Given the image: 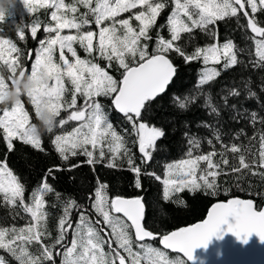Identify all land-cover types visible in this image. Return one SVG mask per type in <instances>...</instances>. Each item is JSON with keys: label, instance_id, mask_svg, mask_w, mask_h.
Instances as JSON below:
<instances>
[{"label": "snow or ice", "instance_id": "obj_1", "mask_svg": "<svg viewBox=\"0 0 264 264\" xmlns=\"http://www.w3.org/2000/svg\"><path fill=\"white\" fill-rule=\"evenodd\" d=\"M22 2L29 16L37 9H54L50 13L53 23L43 28L46 38L39 41L38 49L28 50L26 54V58L32 61L30 71L23 64L24 50L12 39L0 35V69L6 68L9 73L7 79L0 74V98L16 83L17 77L23 78L26 73L38 82L34 88L22 93L15 104L0 102L3 106L0 108V134L7 151L15 150L16 141L47 154L42 135L36 133L39 118L47 109L56 116V124L46 133L61 130L50 143L62 161L68 162L82 155L94 169L107 158V167L133 173L136 189L143 190L142 175L151 176L161 183L162 193L156 199L109 196V185L97 177L94 190L86 197L91 201L89 212L75 198L61 199L62 194L48 182L49 177L56 179V172L80 167V164H74L66 169L60 166L49 168L26 200V185L9 167L5 155L0 161V207L7 208L13 220L27 219L19 227L15 224L0 226V250H5L17 264H57V260L59 264H188L195 259L196 248L206 247L213 236H222L224 231L234 233L244 242L253 233L264 241V206L258 207L252 199L232 198L217 202L202 222L160 236L165 250L179 252L185 259H170L166 251L148 243L157 239L159 233L146 228L149 219L167 213L170 203L186 205L178 194L187 191L192 195L203 192L216 196L221 191V175L237 174L233 178L238 187L242 179L239 174L245 170L248 175L264 179V171H253L256 167L264 168V135L260 136L259 164L255 159L246 162L241 154L238 166L222 168V165L229 166V160L224 158L223 151L215 150L213 139L206 141L213 146L212 151L194 154L200 150L202 141L186 130L183 133L186 138L184 158L166 162L163 177L155 171H142L141 167V164L153 163L154 154L161 150L158 142L162 144L167 137L163 126L150 121L151 114L178 76L173 56L183 59L185 64L202 63L193 89L170 96V103L177 111H188L202 100L209 115L218 120L222 111L228 109L230 119L235 123L247 120L251 124H264V116L244 107V102L255 100L264 109L259 95L264 94V76L256 85L258 91L253 90L250 78H241L239 86L231 87L224 95L217 93L221 104L214 101L210 91L217 79L230 70L251 68L255 72H264V26H260L256 17L258 12H264V0H172V11L166 24L157 29L151 50L149 42L153 37L150 31L156 27L158 17L167 7L165 0ZM77 5H82L86 11L79 13ZM12 8L0 13V24L12 20L13 26L18 28V39L25 41V28H29L35 39L41 28L40 21L16 25L15 19H9ZM135 9L140 10L133 12ZM125 13L131 15L121 18ZM241 17L246 25L241 24ZM133 19L138 22L136 26ZM230 20L235 21L242 33L243 46L233 38H226L221 43L219 23ZM93 24L98 31L86 30ZM165 27L169 34L167 38L160 34ZM65 30H69V34H62ZM197 30L211 43L195 46L189 53L185 49L196 40ZM249 31L251 36L247 35ZM249 40L252 47H248ZM77 46L85 53L84 58L78 54ZM98 60H103L105 66L102 67ZM210 63L219 65V69L209 67ZM113 67L119 71V78L111 74ZM41 80L46 82L40 83ZM23 98H27L38 123L32 122ZM101 99L110 101V110H105ZM62 112L65 115L61 118ZM112 112L119 115L130 130L122 128L118 131L111 121ZM72 123L75 124L72 130L64 132L65 126ZM184 126L187 129L186 123ZM200 126L212 127L206 122ZM213 135L225 149L241 152L235 144H224L219 128ZM237 135H243V129ZM129 142L138 148L141 164L136 163ZM217 156L221 159L214 161ZM202 163L206 165L203 169ZM224 191L226 193L227 189ZM46 194L54 196L61 205L54 239L48 229L47 209L57 205H49ZM73 211L77 213L75 221ZM230 217L235 218V223H229ZM224 225H227L226 229ZM46 240L51 242L46 243ZM0 264H7L3 257H0Z\"/></svg>", "mask_w": 264, "mask_h": 264}, {"label": "trees", "instance_id": "obj_2", "mask_svg": "<svg viewBox=\"0 0 264 264\" xmlns=\"http://www.w3.org/2000/svg\"><path fill=\"white\" fill-rule=\"evenodd\" d=\"M74 0H65V3H73ZM167 7L162 10L160 16L157 19V25L150 31V35L153 37V41L149 42V48L153 47L154 40L157 35V29L160 25H165L170 12L172 11V0H165ZM16 7L12 8L10 11L12 15L9 19H15V24L23 26L25 24L31 25L34 21L39 20L41 23V28L38 30L37 37L33 39L30 35L29 28H25V41L18 39L17 33L18 28L13 26L12 20H6L3 24H0V28L3 29L0 35L5 38L12 39L18 47L22 48L26 54L29 49H38L39 41L45 39L46 35L43 28L50 23V11L52 9H37V12L32 16H29L26 9L23 6L22 0H17ZM79 13H83L86 9L79 5ZM134 11H138L135 9ZM78 13V15H79ZM130 13L123 14L122 16L128 15ZM257 20L260 21V26H264V12H258L256 14ZM91 19V17H89ZM241 24L246 25V21L243 17L240 18ZM136 23L134 26H136ZM93 31H98L96 25H91ZM86 30H91L90 28ZM160 34L168 37L167 27L160 30ZM196 40L190 43L185 49L187 52H191L195 46H205L211 41L203 33H195ZM248 36L252 34L247 32ZM219 38L221 43L224 42L226 38H233L238 45L243 46L245 41L242 39V33L237 29V25L234 20H230L227 23H219ZM248 47H252V41H247ZM28 49V50H27ZM27 50V52H26ZM33 50V49H32ZM78 54L84 58L85 53L82 49L77 46ZM80 52V53H79ZM67 53V52H66ZM65 53V54H66ZM69 56L70 54H66ZM174 63L178 66V76L174 78L175 83L168 90V94L164 95L160 104L157 105L156 110L151 114L152 124L156 126H163L166 129L167 137L161 142H158L161 150L154 154V161L150 165H142L140 154L138 148L133 146L129 142V147L132 149L135 160L137 164H141L142 171L151 170L155 171L158 175L163 177L164 168L163 165L166 162H176L184 158V152L186 151L185 143L186 138L183 133L187 130L191 134H195L201 139V147L198 152L194 154L208 153L213 150V146L208 145L206 141L208 139H213L215 150L217 152L223 151L225 153L224 158L229 160V166H223L222 168H231L232 166H238L239 156L243 154L245 156L246 162H251L255 159L256 163L259 164L261 140L260 136L264 135V124L256 123L251 124L247 120H241L240 123H235L230 119L231 112L228 109L222 111V117L218 118L209 115L208 110L202 106V100L198 101L197 105L191 106L188 111H177L170 103V96L180 94L181 92H186L189 89H193L197 82L198 73L202 70L201 62H192L185 64L183 59L173 56ZM58 60V52H57ZM101 66H105L103 60H98ZM32 61L23 60V64L30 71ZM111 74L119 78V71L113 67L110 70ZM0 74H3L7 79L9 73L6 68L0 69ZM264 76V72H255L251 68H236L230 70L229 72L223 73L221 77L217 79L215 85L211 87L210 91L213 96L214 101L217 104H221L220 98L217 93L224 95L227 90L233 86H239L241 78L249 79L253 85V90L258 91L256 85L260 82V77ZM223 90V91H222ZM207 92V89H206ZM261 104H264V94H259ZM25 99V107L32 116V122L36 123L38 120L35 116L34 110L30 103ZM78 97V106H79ZM231 102V101H230ZM101 103L105 106V110L111 109V103L107 99H101ZM239 103V102H237ZM3 106H0L2 108ZM244 107L258 112L260 116H264V109L255 100H250L244 102ZM61 113V117H63ZM60 118H58L59 120ZM111 121L117 130L120 131L122 128H129L130 126L122 120V118L115 112L111 113ZM208 123L212 125L211 128H205L200 126L202 123ZM185 123L188 125L185 128ZM73 124H68L65 126L64 132L69 131V128ZM219 128L220 135L223 138L224 144L232 145L235 144L241 149V152L233 153L230 149H225L220 142L214 139V131ZM243 129V135H237L240 130ZM61 130H54L53 134L43 133L42 137L51 138L58 134ZM2 137V135H1ZM15 150L13 152H8L5 143L0 140V161L4 160L5 155H7V163L9 167L21 178L22 182L26 185L25 199H28V193L34 189L41 181L44 174L49 168L53 166H60L62 168H67L69 165L80 164V167L73 169L72 171H61L56 172V179L52 180L49 177V183L52 184L56 191L62 194L61 199L67 197L75 198L78 203L82 206L88 208L91 212L90 204L91 201L87 200L86 197L90 192H92L97 183V177H99L100 182H106L109 185L108 194L109 196H125V197H137L144 196L146 199H156L160 197L162 193V185L160 182L156 181L151 176L141 177V182L143 185V190H138L134 187V175L130 171L112 169L107 167V158L103 163H98L93 166H89L85 161L84 156H77L70 159L68 162L62 161L58 154L53 150L49 153L44 154L42 152H36L31 148V146L23 145L19 142L14 141ZM214 161H219L220 156L214 157ZM119 163V161H118ZM126 169V164L123 166ZM206 167L205 164H201V168ZM253 171L260 172L264 171V168L256 167ZM234 175L219 177V182L221 183V191L216 195L212 196L210 194H204L199 192L195 195L190 194L185 191L184 193L178 194L180 198L186 201V205H181L177 203H170L168 205V211L164 215H157L149 219L146 223V228L153 231L154 233H159V235L166 234L179 227L195 223L199 220L204 219L209 207L216 201L226 200L233 196H240L244 198H252L256 201L257 206L264 205V179L259 176H251L247 174V170L244 173L239 174L242 176L239 187L234 181ZM226 181V183H225ZM251 184L252 187L249 188L248 185ZM224 189H227L225 193ZM251 193V194H250ZM46 200L49 205L56 204L57 207H49L47 210L49 212L48 217V229L52 233L53 239L57 234V221L60 216V202L56 200L51 194H46ZM95 214L93 213V216ZM27 217L17 218L15 220L9 215V210L4 207H0V226H11L15 224L17 227L22 226L25 223ZM72 219L75 221L77 219V213L73 211ZM68 239H71V234H69ZM46 243H50V240H46ZM152 244V246L160 248L162 251H166V254L170 259H184L181 255L173 253L163 249L158 239L147 241ZM115 246V245H114ZM107 250V249H106ZM0 257H3L7 264H17V262L10 257V255L5 250H0ZM59 264V260H57ZM189 264V263H188Z\"/></svg>", "mask_w": 264, "mask_h": 264}, {"label": "water", "instance_id": "obj_3", "mask_svg": "<svg viewBox=\"0 0 264 264\" xmlns=\"http://www.w3.org/2000/svg\"><path fill=\"white\" fill-rule=\"evenodd\" d=\"M122 197L134 198V197H125V196ZM232 198L252 199V198H244L240 196H233L228 199H232ZM228 199L214 202L209 207L204 219L207 218L209 211L211 210L212 206L215 203L227 201ZM254 202L256 203L255 200ZM204 219L199 220L192 224L179 227L172 231L179 230L185 227H191L197 223L202 222ZM229 223H235V218L230 217ZM223 227L224 229H226L227 225H224ZM160 236L162 235H158L157 239L159 241L160 246L163 248V246L161 245ZM167 251L177 253L183 257V254L179 252H174L172 250H167ZM194 256L195 259L188 261L189 264H264V241H261L260 237L256 233H253L248 238L247 242H244L243 240L239 239L234 233L224 231L222 236H213L211 241L208 243L206 247L202 245L196 248L194 250Z\"/></svg>", "mask_w": 264, "mask_h": 264}, {"label": "clouds", "instance_id": "obj_4", "mask_svg": "<svg viewBox=\"0 0 264 264\" xmlns=\"http://www.w3.org/2000/svg\"><path fill=\"white\" fill-rule=\"evenodd\" d=\"M17 0H0V13H5L10 7H15ZM40 83L46 82V80L39 81ZM38 82L34 81L30 75L25 74L23 78L17 77L16 83L6 90L4 96L0 98V102L5 104H15L18 102L22 93L27 92V90L34 88ZM40 122L36 127V133L42 135L49 129H54L56 124V116L48 111L43 110L40 116Z\"/></svg>", "mask_w": 264, "mask_h": 264}, {"label": "flooded vegetation", "instance_id": "obj_5", "mask_svg": "<svg viewBox=\"0 0 264 264\" xmlns=\"http://www.w3.org/2000/svg\"><path fill=\"white\" fill-rule=\"evenodd\" d=\"M66 33H68V30H65L64 31V33H62V34H66ZM33 50H34V48H32ZM32 49H29V50H32ZM28 50V49H27ZM27 50H26V52H27ZM66 54H68V53H66ZM25 61L27 62L28 61V59L27 58H25ZM30 61V60H29ZM27 74V73H26ZM63 116H64V114H63ZM62 118V117H61ZM36 123H38V121L36 122ZM46 133V132H45ZM1 135L2 134H0V140H2V137H1ZM42 139H43V147L46 149V151H47V153H49V151H52V148H51V143H50V141H51V138H45V137H42ZM34 150V149H33ZM36 151V150H35ZM36 152H40V151H36ZM42 153H44V152H42ZM45 154V153H44ZM27 200V199H26Z\"/></svg>", "mask_w": 264, "mask_h": 264}, {"label": "rangeland", "instance_id": "obj_6", "mask_svg": "<svg viewBox=\"0 0 264 264\" xmlns=\"http://www.w3.org/2000/svg\"><path fill=\"white\" fill-rule=\"evenodd\" d=\"M77 7H79V5H77ZM54 9H52L51 11H53ZM140 9H138V11H139ZM51 11H50V13H51ZM133 12H136V11H134V10H132ZM49 13V14H50ZM126 14V13H125ZM77 15H78V13H77ZM129 15H131V13L130 14H128V15H125V16H122L121 18H128V16ZM132 23H133V25H135L136 23H138V22H136L134 19H133V21H132ZM90 29L93 31V28L92 27H90ZM66 34H69V30H68V33H66ZM83 51V50H82ZM80 53V52H79ZM212 66H215L217 69H219V65H212L211 63L209 64V67H212ZM65 115V114H64ZM73 124V126L72 127H70L69 128V131H71L72 130V128L75 126V124L74 123H72ZM66 126H68V125H66ZM66 129V128H65Z\"/></svg>", "mask_w": 264, "mask_h": 264}]
</instances>
